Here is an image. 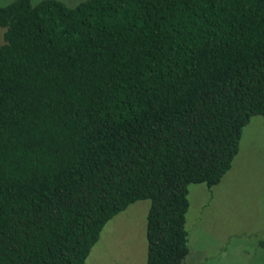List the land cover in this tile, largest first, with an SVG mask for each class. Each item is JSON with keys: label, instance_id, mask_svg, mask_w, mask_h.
Instances as JSON below:
<instances>
[{"label": "trees", "instance_id": "16d2710c", "mask_svg": "<svg viewBox=\"0 0 264 264\" xmlns=\"http://www.w3.org/2000/svg\"><path fill=\"white\" fill-rule=\"evenodd\" d=\"M0 29V264H85L140 200L144 264H184L188 186L264 128V0H9Z\"/></svg>", "mask_w": 264, "mask_h": 264}, {"label": "rangeland", "instance_id": "374dc122", "mask_svg": "<svg viewBox=\"0 0 264 264\" xmlns=\"http://www.w3.org/2000/svg\"><path fill=\"white\" fill-rule=\"evenodd\" d=\"M9 0H0L3 4ZM40 0H31L36 3ZM74 5L81 0H60ZM3 30L0 29V43ZM184 264H264V128L260 116L242 129L238 152L219 184L188 186ZM148 200L136 201L103 227L85 264H144Z\"/></svg>", "mask_w": 264, "mask_h": 264}]
</instances>
